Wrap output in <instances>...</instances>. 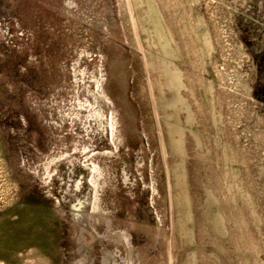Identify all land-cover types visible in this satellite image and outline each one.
Segmentation results:
<instances>
[{
  "label": "rangeland",
  "instance_id": "obj_1",
  "mask_svg": "<svg viewBox=\"0 0 264 264\" xmlns=\"http://www.w3.org/2000/svg\"><path fill=\"white\" fill-rule=\"evenodd\" d=\"M0 264H264V0H0Z\"/></svg>",
  "mask_w": 264,
  "mask_h": 264
}]
</instances>
